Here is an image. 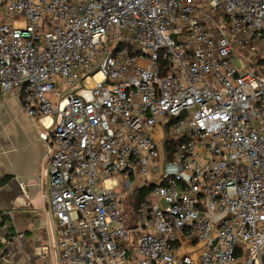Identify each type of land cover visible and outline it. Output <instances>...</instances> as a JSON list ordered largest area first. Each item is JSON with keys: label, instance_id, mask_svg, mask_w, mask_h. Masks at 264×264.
<instances>
[{"label": "built area", "instance_id": "obj_1", "mask_svg": "<svg viewBox=\"0 0 264 264\" xmlns=\"http://www.w3.org/2000/svg\"><path fill=\"white\" fill-rule=\"evenodd\" d=\"M0 8V93L42 126L57 264H264V0ZM117 173L151 188L137 226Z\"/></svg>", "mask_w": 264, "mask_h": 264}, {"label": "crops", "instance_id": "obj_2", "mask_svg": "<svg viewBox=\"0 0 264 264\" xmlns=\"http://www.w3.org/2000/svg\"><path fill=\"white\" fill-rule=\"evenodd\" d=\"M41 131L14 91L0 93V211L8 218L0 221V264H57Z\"/></svg>", "mask_w": 264, "mask_h": 264}, {"label": "rangeland", "instance_id": "obj_3", "mask_svg": "<svg viewBox=\"0 0 264 264\" xmlns=\"http://www.w3.org/2000/svg\"><path fill=\"white\" fill-rule=\"evenodd\" d=\"M3 21H4V16H3L2 12H1V8H0V22H3ZM134 44H135V46H137L136 43H134ZM59 85L62 89V94H68V93L73 94L74 90L77 89L78 87H80V83H77L74 86L69 87V88H66L61 82H59ZM48 97L51 99L52 104H54V100H53L51 94H48ZM173 170H174V166H169V167L165 168V171H167V172H172ZM116 175H117L119 183L121 184L119 186L120 192H122L125 195V198H124V205H125L124 206V218H125L127 225L129 227L137 226L139 224V222L137 220V217L134 215V209L132 206V203H133V201H132L133 200L132 190L134 188L141 187L142 185H144L146 183V180H145V178H143L141 176H136L134 179L131 178V180L129 181V184H131L133 186V188L129 192L126 189L125 181L122 179L121 174L117 173ZM161 264H164V262H162Z\"/></svg>", "mask_w": 264, "mask_h": 264}, {"label": "trees", "instance_id": "obj_4", "mask_svg": "<svg viewBox=\"0 0 264 264\" xmlns=\"http://www.w3.org/2000/svg\"><path fill=\"white\" fill-rule=\"evenodd\" d=\"M169 142V141H168ZM170 142L167 143L166 147V152L165 154L168 155V152L170 150ZM4 180H0V185L2 184ZM150 186L149 185H142L141 187H137V188H134L132 190V197H133V203H132V206H133V209H134V212H136L140 206V204L145 201L147 199V196L150 192ZM7 218V216L5 214H3L1 211H0V221L1 223H3ZM137 237V233H132L131 234V242L133 243L134 240L136 239ZM4 252V250H3Z\"/></svg>", "mask_w": 264, "mask_h": 264}]
</instances>
